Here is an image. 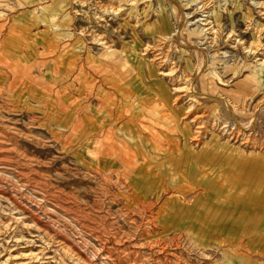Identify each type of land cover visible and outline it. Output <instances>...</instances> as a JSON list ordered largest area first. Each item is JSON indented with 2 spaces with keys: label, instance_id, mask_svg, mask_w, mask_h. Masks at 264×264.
<instances>
[{
  "label": "rangeland",
  "instance_id": "rangeland-1",
  "mask_svg": "<svg viewBox=\"0 0 264 264\" xmlns=\"http://www.w3.org/2000/svg\"><path fill=\"white\" fill-rule=\"evenodd\" d=\"M0 43V264L230 263L225 243H206L191 217L227 195L256 202L264 0H0ZM31 72L55 89L82 86L80 106L111 102L102 88H115L104 82L111 72L128 80L137 124L111 135L128 144L132 167L80 155L76 134L62 146L69 132L51 97L23 81ZM93 102L84 110L104 117ZM236 122L238 138L227 130ZM242 166L254 177L239 185ZM245 224L248 264H264V221L251 212Z\"/></svg>",
  "mask_w": 264,
  "mask_h": 264
},
{
  "label": "crops",
  "instance_id": "crops-1",
  "mask_svg": "<svg viewBox=\"0 0 264 264\" xmlns=\"http://www.w3.org/2000/svg\"><path fill=\"white\" fill-rule=\"evenodd\" d=\"M1 54H4V50L2 49L0 43V55ZM100 62H102V60ZM4 74H5L4 72L0 73V77H3ZM53 78H54L53 80L56 79L55 77ZM105 78H106L104 81L105 83L109 82L108 81L109 78L110 81H113L116 84V86H114L115 88L109 87V85L107 84H104L102 86L103 95L104 93L109 92L110 100L112 103L109 101L104 102L102 95L100 97H97L98 93L96 94L97 99L94 98L91 100V102L94 101L92 106L94 105V103H96L97 106L101 107V109L98 108V111L101 112L106 111L104 117L101 118H99V114L96 115L94 112H91L90 115L86 112V110H84L85 106L88 107L91 106L90 101L86 102L85 106L83 105L80 106V103L82 102L81 96H85L83 94L84 88L80 85L74 86V85L66 84L62 87L55 89L56 87H54L52 83L49 82V84H46L45 83L46 81H44L42 77L38 75L34 76L32 72L29 73V76H27V78H23V81H27L28 79V82L35 87V90L37 89L40 91L42 90L46 92L49 98L51 97V101L53 103V110L56 111L55 113L56 118H54V121L57 123V127H60L61 130H66L67 132H69L66 135V137L63 138L64 141L62 142V146L64 145L65 147L67 143H72L73 142L71 141L72 138L70 137L69 141H67L68 139L67 137L71 136L72 134H76L77 138L75 141L77 140L81 141L85 151V153L84 152L79 153L80 155L84 154V156L87 158L89 157L90 153H93L95 154L96 160L102 159L101 157H105L107 160L113 161L116 165L121 167V165H124L123 161L122 163H120L117 160V158L122 153H127V151L129 150V146L128 144L121 142L118 139V137L115 136L114 134L113 136L111 135V130H113L114 128L111 126L118 125L121 129L122 128H124L125 130L129 129L130 132L134 130L133 127L137 123H135L133 119V114L132 112H130L133 111L134 109V103H132L131 100H128L129 98L133 97L134 92L133 89L131 88L132 85H129L128 80L117 78L112 72L110 73L109 77L106 76ZM121 80H125V81H121ZM28 87L31 88V85H29ZM100 88L101 87H99L98 89ZM114 92L120 94V98H122L124 101L113 102V97L115 96ZM158 105L160 110H165L163 108H166V106H168L169 104L168 102L167 103L158 102ZM169 109L170 107L168 108V110ZM95 116L97 120L102 121L100 123V126H97L95 124L94 122ZM84 118H88L89 122L88 123L83 122L82 119ZM112 120H114L113 123H111ZM105 127L108 128L105 129ZM106 136H110V137H106ZM132 146H130V148L133 150ZM117 161L121 165L117 164ZM206 183H207L206 181H203L200 182L199 184L203 185V188L206 189L207 187Z\"/></svg>",
  "mask_w": 264,
  "mask_h": 264
},
{
  "label": "bare ground",
  "instance_id": "bare-ground-1",
  "mask_svg": "<svg viewBox=\"0 0 264 264\" xmlns=\"http://www.w3.org/2000/svg\"><path fill=\"white\" fill-rule=\"evenodd\" d=\"M203 20H204V23H203L204 27H203V29L206 30V31H209V33H210V31L213 29V27L211 25V22L208 21L207 18H205ZM258 60H260V62H259L260 64H263L262 63V62H264L263 59L261 60L259 58ZM162 62H163V60H162ZM181 89H183V87ZM189 107H191V105ZM199 118H200V115L194 116V118H192L194 121L193 120H190V121H193L194 124H195V123H197L199 121ZM82 120H83V122H86V123L89 122L88 121L89 120L88 118H84ZM226 125H227V123H226ZM226 125L224 124L221 127V129L223 131L226 130L225 129V128H227ZM234 125H235V127L234 128H230V130H229V128H227V130L229 131L228 134L229 135H233L234 134V129H237L235 131L236 132V135L234 137H237L238 138V135L240 136L243 132H240L239 131V130H241V128H239V125H238L237 122L234 123ZM197 127H199V129H202V125H200V126L198 125ZM245 129L243 128V130H245ZM194 130H195V128H194ZM202 131H203V129H202ZM226 134H227V132H226ZM103 152H104V149H103ZM131 157H133V156L130 155V154H128V153H122L117 158V160L120 163H122V161H123V164L124 165H121L118 161H117V164H119L121 166H125L127 169L128 168H131L132 167V160H131L132 158ZM101 158L102 159H99V160L101 161V164L105 167V169L108 168L109 166H111L113 164V161H109L105 157H101ZM99 160H97V161L99 162ZM240 161L243 164L245 162L243 159L240 160ZM116 166H117L116 168H119L120 167L118 165H116ZM250 167L251 166H249V168L247 167V170H246L245 169V166H242V173L240 174V179H238V181H237V182H239V185H240L241 182L244 183L245 181H249L250 179H253L252 177H254V175L252 176L251 171H250ZM255 170H256L255 172H258L257 175H255L256 176L255 179H256L257 184H258V186H256V185L255 186L258 187V193L256 195V202L254 203V206L251 207V206H249V205L246 204L245 199L247 197L250 198L249 195H248L249 193L242 192L238 196L227 195L226 196L227 199L233 200V201H229L227 203H221V202H218V201H215V202H212V203H208V204L205 205L207 208H204L202 206L200 209H197V211L191 217V218L194 217L193 220L194 221H197L198 223H200V224H198V225H200V227H195V228H199L200 234H202L203 231L205 232L204 233V236H205L204 237V240L206 241V243H210L211 245H215V247L218 246V245H220L221 242L222 243L223 242L225 243V245L227 247H226V249L223 250V252H225L227 250L228 251V254L231 255L230 263L228 262L227 264H248L249 261H250V258H251L250 255H252L251 254L252 251L249 250V249H246V247H245V245L243 243V240L241 239L242 236H243V234H244V231L243 230L247 227L246 224H245V218L247 217V215L249 213L253 212L254 213V216L257 219H260L261 218L264 221V166L260 164V165H258V167L255 168ZM109 172H110V170H109ZM120 178H122V177H120ZM132 181H133V179H132ZM154 182L155 181H153L152 183L154 184ZM181 185L182 184H178V185H175V187L178 186V187L183 188ZM206 185H207L206 190H209L211 188L210 185L207 184V183H206ZM149 188H150V186H149ZM251 196H252V194H251ZM248 224L250 225L251 223H248ZM189 227L191 229L192 228L194 229L193 226H189ZM257 229H258V227H257ZM202 236H203V234H202ZM247 238H249V237H247ZM204 240H202L199 244L202 245V246H204V244H205V242H203ZM259 242L261 244L260 245L261 252H259L260 258H263L264 259V237H260ZM97 251H98V249L96 250V252ZM227 251H226V253H227ZM255 254H256V252H255Z\"/></svg>",
  "mask_w": 264,
  "mask_h": 264
}]
</instances>
